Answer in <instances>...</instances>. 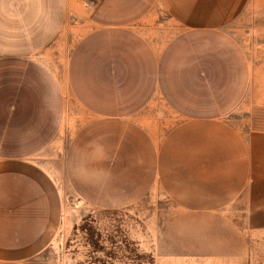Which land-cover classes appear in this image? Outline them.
Segmentation results:
<instances>
[{
  "label": "crops",
  "instance_id": "0c3cea01",
  "mask_svg": "<svg viewBox=\"0 0 264 264\" xmlns=\"http://www.w3.org/2000/svg\"><path fill=\"white\" fill-rule=\"evenodd\" d=\"M224 1L0 0V264H36L51 243L63 192L46 157L57 153L64 125L79 120L65 151L68 182L95 214L123 228L128 209L158 183L159 144L143 126L148 109L158 98L184 107L169 54L191 42L192 29L204 37L230 17ZM164 16L181 31L160 45ZM185 32L188 40H177ZM256 184L246 211L237 207L247 231L233 216L204 209L171 221L169 241L190 233L189 247L177 250L214 264H264V238L249 241L264 237V180Z\"/></svg>",
  "mask_w": 264,
  "mask_h": 264
},
{
  "label": "rangeland",
  "instance_id": "374dc122",
  "mask_svg": "<svg viewBox=\"0 0 264 264\" xmlns=\"http://www.w3.org/2000/svg\"><path fill=\"white\" fill-rule=\"evenodd\" d=\"M227 1L232 14L217 29L208 27L204 37L192 29L191 42L169 54L174 58L167 65L177 68L171 82L185 98L184 107L174 109L158 98L148 109L143 126L159 144L158 183L128 209L131 218L122 220L121 230L120 220H103L72 190L65 151L82 118L64 125L57 153L46 157L50 175L62 176V218L36 264H214V257L177 250L194 235L176 231L175 242L169 241V223L186 212L210 209L233 216L248 230L237 207L245 212L251 188L264 180V0H226L225 6ZM164 19L160 45L181 31ZM176 38L188 40L186 32Z\"/></svg>",
  "mask_w": 264,
  "mask_h": 264
}]
</instances>
